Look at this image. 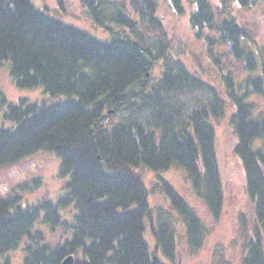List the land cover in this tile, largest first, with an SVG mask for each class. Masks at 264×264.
I'll use <instances>...</instances> for the list:
<instances>
[{
	"label": "trees",
	"instance_id": "16d2710c",
	"mask_svg": "<svg viewBox=\"0 0 264 264\" xmlns=\"http://www.w3.org/2000/svg\"><path fill=\"white\" fill-rule=\"evenodd\" d=\"M171 1L181 12V0ZM236 1L243 8L260 2ZM126 2L108 18L107 0H82L89 16L110 32L109 40H99L37 10L31 0H0V65L7 64L20 88L42 85L52 97H66L50 104L27 98L9 103L0 92L8 105L5 117L14 123L13 128L0 127V166L52 152L60 158L61 171L70 175L55 201L21 207L19 195L0 197V255L26 237L24 264H62L68 255H73V264H162L159 249L179 264L173 235L162 226L154 228L148 190L135 172L140 165L159 171L182 164L210 214L219 218L222 213L224 183L209 119L224 114V100L183 65L165 66L158 84L147 86L150 69L165 61L170 39L157 16V0ZM194 3L191 26L214 30L234 57L245 53L242 38L256 43L230 14L231 0H220L217 11L208 0ZM149 36L158 40V52L147 43ZM245 61L253 70L252 52ZM261 80L251 84V91L264 93ZM224 83L235 105L234 153L256 216L243 264H264V117L255 116L251 100H246L248 91L236 93L229 73ZM192 89L212 92L216 100L209 108L183 115L176 93ZM256 139L263 142L260 148L253 147ZM31 184L41 185V180ZM164 188L187 225L189 245L201 243L200 218L173 187ZM71 204L77 208L73 224L60 212ZM146 218L155 234L153 252L144 238ZM40 224L53 232L61 229L55 243L34 228Z\"/></svg>",
	"mask_w": 264,
	"mask_h": 264
},
{
	"label": "rangeland",
	"instance_id": "374dc122",
	"mask_svg": "<svg viewBox=\"0 0 264 264\" xmlns=\"http://www.w3.org/2000/svg\"><path fill=\"white\" fill-rule=\"evenodd\" d=\"M126 1L128 0H107L105 5L107 17L113 16L117 8ZM208 1L217 11L220 0ZM31 2L37 10L66 25L80 29L99 40H109L108 29L97 24L89 16L82 0H31ZM195 7L194 0H181L182 11L177 12L171 0H157V16L168 33L170 45L165 52V61L155 63L150 69V80L147 86L158 84L165 66L183 65L189 72L212 86L223 98L224 114L218 118L211 115L209 119L215 130L216 152L224 183L222 213L219 218L210 214L204 200L194 193L185 168L180 163L159 171L140 165L135 168V172L142 178L148 190L154 228L162 226L174 237V255L179 264H243V259L247 255L245 246L246 241L249 240L247 238L255 234L256 216L254 203L246 191L243 167L234 153L237 143L235 124L232 121L235 105L226 94L224 78L227 73L230 74L237 94L248 91L246 100H251L255 116L263 118L264 93L251 91V84L263 78L259 85L264 90V0L248 8H243L236 0H231L230 14L236 18L238 24L251 33L256 41V43H250V40L246 38L240 40L245 50L240 59L234 57L228 45L218 42L215 31L207 25L198 29L191 26L189 18ZM221 18L218 16L219 20ZM117 30L122 33L121 28L118 27ZM146 41L156 52L159 51L158 40L149 36ZM249 52H252L254 56L253 70L246 67L245 55ZM0 92L9 103H14L19 98L47 104L66 99L62 95L52 97L45 92L42 85L34 88L18 87L6 63L0 65ZM176 99L179 100V105L183 106V115H188L203 106L209 108L216 100L212 92L197 89L183 93L177 91ZM7 109V103L0 97V127L13 128L14 123L5 117ZM118 117L119 115L115 119ZM262 144L260 139H256L253 147L260 148ZM36 178L41 180V185L31 184V180ZM69 178L68 173L61 171V162L57 155L40 151L13 164L0 166V197L19 195L21 207L34 205L43 200L55 201L63 194ZM165 185L173 187L193 213L200 218L202 223L197 232V238H200L201 243L190 246L187 225L171 206V197L164 188ZM60 212L64 220L74 223L77 213L74 204ZM145 222L144 238L150 252H153L155 234L148 218ZM34 228L42 229L45 240L52 244L62 234L61 229L53 232L44 224L36 225ZM27 239L24 237L15 249L1 254L0 264H24ZM156 256L162 264H172L162 250L159 249Z\"/></svg>",
	"mask_w": 264,
	"mask_h": 264
},
{
	"label": "water",
	"instance_id": "95a60500",
	"mask_svg": "<svg viewBox=\"0 0 264 264\" xmlns=\"http://www.w3.org/2000/svg\"><path fill=\"white\" fill-rule=\"evenodd\" d=\"M74 257L73 255H68L64 258L62 264H73Z\"/></svg>",
	"mask_w": 264,
	"mask_h": 264
}]
</instances>
